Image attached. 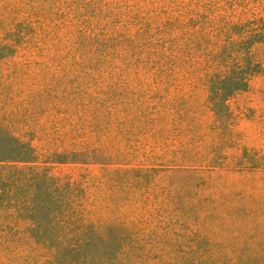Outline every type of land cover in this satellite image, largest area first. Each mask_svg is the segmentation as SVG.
<instances>
[{
	"label": "trees",
	"instance_id": "trees-1",
	"mask_svg": "<svg viewBox=\"0 0 264 264\" xmlns=\"http://www.w3.org/2000/svg\"><path fill=\"white\" fill-rule=\"evenodd\" d=\"M0 64L51 75L0 94V264H264V211L203 190L264 154H186L264 77V0H0Z\"/></svg>",
	"mask_w": 264,
	"mask_h": 264
},
{
	"label": "rangeland",
	"instance_id": "rangeland-1",
	"mask_svg": "<svg viewBox=\"0 0 264 264\" xmlns=\"http://www.w3.org/2000/svg\"><path fill=\"white\" fill-rule=\"evenodd\" d=\"M11 66V65H10ZM7 67L5 64H0V70ZM57 67V66H56ZM58 68V67H57ZM51 75L43 73L39 74L38 78H41L40 81H32L28 79L26 85H22L17 82H13L8 79L0 80V94H4L6 90L11 89L12 91L16 88H22L27 91L31 89H37L43 84V81L48 80ZM55 79H60L59 73H56L53 76ZM50 80V79H49ZM53 80V79H52ZM12 82V83H11ZM62 80L57 82V87L60 88ZM6 84H9L6 87ZM28 93V92H27ZM199 97L202 98L203 92L202 89L198 91ZM44 93L41 94L40 99H44ZM56 105L62 103V99L58 98ZM231 108L235 113L234 116V127L232 133L227 135L217 136L216 129L210 125L211 117L207 112L201 114L199 123H195L193 126V134L190 138L189 151L186 152L187 157L196 161L199 164L200 160L207 159L209 156V150L213 143L220 140L222 143L220 146L216 147V156L220 152L228 155L226 161L228 160L229 165L234 161V158L238 156L241 148H248L250 151H257L260 154H264V77H255L251 82L249 90L246 92L239 93L230 101ZM50 116L47 113H44L42 117ZM46 136H42L41 139H45ZM209 149V150H208ZM70 166H56L55 170L59 173L62 171L69 170ZM241 172H232L231 169H225L219 171V176L216 178L215 184L217 186H209L204 188L205 193L209 192V189H218L226 191L227 195L222 197L217 203H228L235 206L236 204L245 205L249 209L248 215L252 214L253 210L264 211V197L259 198L253 194L252 187L254 185L264 184V173H250L244 170H237ZM251 171V170H250ZM93 172H96L93 171ZM233 182H230V181ZM212 187V188H209ZM217 187V188H216ZM239 189H242L239 192ZM264 190V189H262ZM255 208V209H254ZM251 209V210H250ZM234 215L230 216V219H233ZM211 218L210 220H214ZM40 250L37 251V253ZM38 259V255L34 256L33 259ZM35 264H37L35 262Z\"/></svg>",
	"mask_w": 264,
	"mask_h": 264
}]
</instances>
